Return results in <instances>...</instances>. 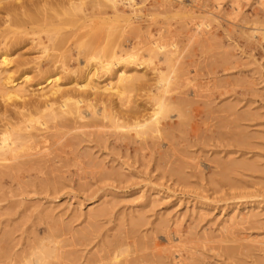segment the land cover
<instances>
[{"label": "rangeland", "instance_id": "1", "mask_svg": "<svg viewBox=\"0 0 264 264\" xmlns=\"http://www.w3.org/2000/svg\"><path fill=\"white\" fill-rule=\"evenodd\" d=\"M42 1L0 0L33 85L38 59L63 88L103 58L142 67L104 76L83 119L39 124L40 165L0 166V264H264V0Z\"/></svg>", "mask_w": 264, "mask_h": 264}, {"label": "bare ground", "instance_id": "2", "mask_svg": "<svg viewBox=\"0 0 264 264\" xmlns=\"http://www.w3.org/2000/svg\"><path fill=\"white\" fill-rule=\"evenodd\" d=\"M46 1L48 2L50 0H46ZM46 1L44 3L45 6L47 4ZM61 1H62V3H64L63 1H65V0H61ZM75 1L76 0H66L65 2L66 3L69 2L70 4L69 3L68 4L71 5V6L73 4L74 6H72V7L76 8L77 4H76ZM116 1H118V0H116ZM119 1H124V2H126L128 4H130L133 0H119ZM42 2H44V0ZM15 4L17 5V3H15ZM43 8H45V7H43ZM53 8H55V7H53ZM8 9L10 10V6H9ZM20 10H22V9H20ZM14 11L16 12V10H14ZM49 14H51V13L49 12ZM64 14L67 15L66 13H64ZM7 15H8V13H7ZM72 17H74V16H72ZM9 19H10V17H9ZM20 19H22V18H20ZM51 19H52V17H51ZM51 19H49V21H51ZM72 20L73 19H71V21ZM17 21H15V23H18ZM9 22H8V20H6V18L5 19L1 18L0 19V27L2 25H3V27L0 28V29H3L5 24L8 25L7 23H9ZM5 29H6V27H5ZM17 32L18 33H14L13 32L14 34L12 33V35H9L11 33L4 34L2 32V34H4V35H0V166H5V167L9 168V170L11 172L14 171L13 169L19 170V169H25L28 166L33 167L32 166L33 161H34V164H35V161H36L37 165H40V164H38V162L40 163L41 159L42 160L44 159L43 157L45 155H43V157H42L41 153L45 149V143L47 142V137H48V136H46L48 134H44L43 128H45V127L47 128L48 127L47 129L50 130L49 127H53L51 125H54V127L56 128L62 122H64V123L66 122V124L69 126L70 124L73 123V121L81 119L82 116H83V113H82L83 111L80 109V105H79L80 103H82L84 100L88 99L87 101H89L90 106H92L93 102L90 101L91 99L92 100H94L96 98L100 99L101 98L100 97L101 96L100 95L101 92H103L105 90H108V89L115 88L114 85H116V82H115V84H113L112 82H106V79L103 78L104 76H106V78H108V76L110 77V75L115 73L117 83L118 84L119 83L122 84L124 81L128 80V79H126L125 70H123V67H122L123 64H125V63L137 64V63L134 62L136 57H135V59H133L134 57H132L133 54H131V53L130 54L127 53L125 56H121V57L113 56L112 59L103 58L99 62L100 63L99 65H101V67H102L101 68V72L102 73L104 72L103 74L98 76V73H97L98 69L96 67L95 68L97 70L95 69V71H92L90 68L87 67V71H86V74H85L86 75V78H85L86 83L85 84L84 83H83V85H79V84L74 85L73 84L74 87L72 86L70 88H67L69 86H66V88L65 87L63 88L61 86L62 84H60L59 82H60V79L62 80L61 77H63L64 70H61V69L59 70L60 66L58 67L56 65L57 61H52L51 62L48 59V64L52 63L51 64V66H52L51 70L52 69H53V71L59 70V71L56 72V74L54 73V74L51 75V74H49V70H47L46 68L45 69L43 68V66H44L43 64L44 63H42V61L37 58L38 60H36V62L33 59L34 60L33 63H35V67L34 66H32V67H34L36 69L35 71L38 73L37 75L40 77V79L38 78L39 80L37 82L35 81V84L33 85L34 82L29 80V77L24 76L25 73H22L21 75L19 73V72H21V70L19 68H21L23 70L24 65L27 66L29 63L32 62V60L30 58L28 59V58H25V57L20 59V56H18V58L16 56L15 57H11V53H10L11 52V48L17 46L21 42V36L24 37V34H25V33H22L21 31H17ZM24 32H26V31H24ZM52 32H56V31H52ZM49 33H51V32H49ZM47 35H50V34H47ZM56 35H57V33H56ZM72 35L73 34H71V36ZM75 35H73V36H75ZM54 36L52 38H50L52 40L51 42H53V40H57L58 39V37L56 39V38H54ZM61 36H62V38H64L63 34H61ZM67 36H68V34H67ZM77 37H74V38H77ZM25 38H27V40H28V37L25 36ZM62 38L59 39L60 45L62 43H64V42L61 43V39ZM78 39H79V37H78ZM23 40H26V39H23ZM76 40H74L73 44L75 43ZM66 41H67V38H66ZM38 44L39 43H37V45ZM78 45H79V43H78ZM34 46H35V44H34ZM147 47L149 48L150 52L154 51L153 47H151V46H147ZM159 47L160 48H158V49H161V47H163V46L159 45ZM43 48H44V50L49 49L46 46H44ZM62 48H63V46H62ZM64 48H67V47H64ZM78 48H79V46H78ZM54 49H56V47ZM68 52H69V49H68ZM51 55H53V57L55 58L57 56H60L61 54L60 55L57 54V56H56L53 53ZM51 55L49 57L51 58V60H53ZM89 55L91 56L92 54H89ZM114 55H116V54H114ZM90 56H89V59H86L87 61L85 60L86 61L85 64H87V62L91 59ZM86 57H87V55H86ZM91 57H92V59H91L92 61L90 60V62H93V59L97 58L96 55L95 56L92 55ZM64 58L65 57H63L62 60H64ZM59 64H61V63H59ZM139 64H137L136 66H139ZM21 65H23V67ZM63 65L65 66V64H63ZM64 66H62V69H63ZM84 66H86V65H84ZM71 72H73V71H71ZM17 73H19L20 76ZM50 73H51V71H50ZM59 74L61 76H58ZM160 74L161 73H159L157 75H160ZM15 75H18L19 77L17 78ZM37 75H36V78L38 77ZM22 77H24L23 81L16 82V81H18V79H21ZM31 77L34 78V74ZM160 77H162V74L160 75ZM157 80L159 81V79H157ZM28 81L29 82L31 81L32 84H30ZM78 82L79 81H77V83ZM104 82H106V83H104ZM51 83H53V84L49 87V89L45 90V88L47 87L46 85L47 84L50 85ZM118 84H117L118 87H116L115 90H117V88L119 89V85ZM79 91L80 92L84 91L85 94L83 93L84 95L80 96V94L78 93ZM75 92H77V93H75ZM89 98H91V99H89ZM89 104H88V106H89ZM155 106H154L153 110L157 111V112L155 114H152L153 116L151 115L152 119H153L154 115L159 113V111L160 112L163 111L162 109L165 107L164 106V102H162L161 99L160 100L158 99L156 101ZM92 114H95V113H92ZM149 119L146 118L145 120L144 119L142 120L143 124L142 123L141 124L144 127L143 126H139V125H137V126L146 129L145 126H149L151 124V122H154V120H153L149 124L148 123L150 121ZM156 120H158V119L156 118ZM43 121H45V123L46 122L48 123V121H51L52 123L50 122L49 126H45L44 125L45 123ZM67 122H72V123L68 124ZM155 122H157V124ZM155 122L154 123L156 124V127H157L158 126V121H155ZM39 124L44 125L45 127H43V126L39 127L38 126ZM155 124H153V126ZM151 126L149 128L150 129L152 128V129L155 130V128H153V126L152 127ZM55 128H53V130ZM47 129H46V131L49 132ZM57 129H58V127H57ZM59 130L61 131V127L59 128ZM158 130H159V128H158ZM144 131H146V130H144ZM55 133H57V132H55ZM50 134H52V133H50ZM50 134H49V136H50ZM62 134H63V131H62ZM49 138H54V137H49ZM49 138H48V140H49ZM51 142H52V139H51ZM51 142L49 141V143H51ZM53 142H56V141H53ZM58 144H59V142H58ZM53 145H54V143H53ZM46 149H47V146H46ZM47 158L48 157H46L45 159H47ZM49 159L50 158H48V160ZM51 159L53 160V158H51ZM45 162L46 161H44V164H45ZM28 172H30V171H28ZM8 173L10 175V172H8ZM37 260H38V264H44L45 263V258L44 257H39V259H37Z\"/></svg>", "mask_w": 264, "mask_h": 264}]
</instances>
